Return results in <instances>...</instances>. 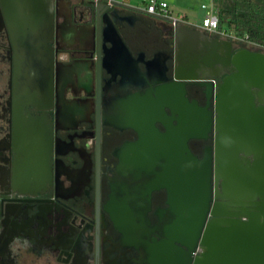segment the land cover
<instances>
[{
    "label": "flooded vegetation",
    "instance_id": "obj_1",
    "mask_svg": "<svg viewBox=\"0 0 264 264\" xmlns=\"http://www.w3.org/2000/svg\"><path fill=\"white\" fill-rule=\"evenodd\" d=\"M91 1L54 0L46 50L30 60L0 1V264H198L208 222L260 208L222 177L227 164L254 168V154L228 156L215 129L214 93L236 72L223 41L236 51L246 40L119 2L104 12L128 51L112 50ZM179 24L202 36L196 50L175 40ZM253 94L259 108L264 93ZM216 153L197 234L184 221L195 216L191 159L211 157L213 172Z\"/></svg>",
    "mask_w": 264,
    "mask_h": 264
},
{
    "label": "water",
    "instance_id": "obj_2",
    "mask_svg": "<svg viewBox=\"0 0 264 264\" xmlns=\"http://www.w3.org/2000/svg\"><path fill=\"white\" fill-rule=\"evenodd\" d=\"M5 15L11 25V35L15 45L31 59L46 50V42L52 32L54 0H0ZM98 13L97 39L112 42V50L128 51L121 33L115 27L114 20L104 11L112 5L103 1H91ZM131 8V7H130ZM136 10L135 8H131ZM177 21L175 18H163ZM175 40L183 43V50H196L202 36L183 24L173 26ZM226 43L225 49L229 62L236 72L223 78L222 84L214 93L217 102L215 129L218 140L225 137L231 147L228 156L253 153L257 165L245 170L225 166L223 178L228 195L249 199L252 203L258 197V212L247 213L246 220H217L208 222L202 237V257L198 264H264V103L256 108L254 90L264 93V53L242 48L233 51L232 41ZM218 47L214 46L213 51ZM206 97L211 96V85L206 84ZM222 108V109H221ZM195 137H204L208 128H198ZM232 144V145H230ZM234 148H233V147ZM253 147L252 150L247 149ZM217 154V153H216ZM217 155H215L213 172L211 157L202 159L194 157L192 171L195 185V216L184 221H195L197 234L200 232L204 215L208 210L210 199L211 174L216 181L218 175ZM230 159V158H228ZM221 171V170H220ZM255 204V203H254ZM246 205V204H244ZM211 210V215L225 214ZM223 227V228H222Z\"/></svg>",
    "mask_w": 264,
    "mask_h": 264
},
{
    "label": "trees",
    "instance_id": "obj_3",
    "mask_svg": "<svg viewBox=\"0 0 264 264\" xmlns=\"http://www.w3.org/2000/svg\"><path fill=\"white\" fill-rule=\"evenodd\" d=\"M219 6V27L229 17L228 27L234 36L264 46V0H231Z\"/></svg>",
    "mask_w": 264,
    "mask_h": 264
},
{
    "label": "rangeland",
    "instance_id": "obj_4",
    "mask_svg": "<svg viewBox=\"0 0 264 264\" xmlns=\"http://www.w3.org/2000/svg\"><path fill=\"white\" fill-rule=\"evenodd\" d=\"M116 1L127 4L131 8L143 9V7L146 5V3L149 0H130L128 2H123L122 0H116ZM158 1L167 2L168 9L170 11V16L178 20H181L182 18H184V20L186 21V24L190 27H196V26L198 27L200 25L203 16L206 15L209 10L210 4H212L214 7L219 8V6L222 3L224 4L227 3V6H230L232 3L231 0H158ZM202 4H205L207 8L203 9L201 7ZM223 21L224 22L221 25V27H219V30L227 31V33L229 32L232 36H234L233 32L230 31L228 27L229 17H225ZM124 35L125 37H127L129 42L131 43L134 42L135 39L131 32H127V33L125 32ZM245 45L249 49L258 48L254 45H251L250 43L246 41H245ZM257 45L263 46L260 44H257Z\"/></svg>",
    "mask_w": 264,
    "mask_h": 264
},
{
    "label": "built area",
    "instance_id": "obj_5",
    "mask_svg": "<svg viewBox=\"0 0 264 264\" xmlns=\"http://www.w3.org/2000/svg\"><path fill=\"white\" fill-rule=\"evenodd\" d=\"M92 1H94V2L103 1L106 4H110V5L113 3H119L116 0H92ZM122 1L128 2L130 0H122ZM201 7L203 9L207 8V6L205 4H202ZM143 10L146 13L156 14V15L163 17V18H172L170 16L168 4L165 1L149 0L146 3V5L143 7ZM218 12H219L218 7H214L212 4H210L209 10H208L207 14L203 16L202 21H201L200 25L198 26V28L204 29V30L211 32V33H216L218 36L223 37V38H232V39L236 38V36H232L229 32L227 33V31H220L219 30ZM180 21L186 24V21L183 18ZM257 47H258L257 48L258 50H260L261 52H264V46L257 45Z\"/></svg>",
    "mask_w": 264,
    "mask_h": 264
},
{
    "label": "crops",
    "instance_id": "obj_6",
    "mask_svg": "<svg viewBox=\"0 0 264 264\" xmlns=\"http://www.w3.org/2000/svg\"><path fill=\"white\" fill-rule=\"evenodd\" d=\"M184 19V18H183ZM248 43H250V42H248ZM251 45H254V46H256L257 47V44H254V43H250ZM255 49H257V48H255Z\"/></svg>",
    "mask_w": 264,
    "mask_h": 264
}]
</instances>
